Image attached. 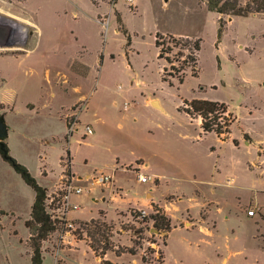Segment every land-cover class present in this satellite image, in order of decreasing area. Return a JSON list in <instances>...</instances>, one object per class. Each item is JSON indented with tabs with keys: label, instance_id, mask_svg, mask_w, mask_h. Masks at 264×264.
Wrapping results in <instances>:
<instances>
[{
	"label": "rangeland",
	"instance_id": "rangeland-1",
	"mask_svg": "<svg viewBox=\"0 0 264 264\" xmlns=\"http://www.w3.org/2000/svg\"><path fill=\"white\" fill-rule=\"evenodd\" d=\"M0 23L14 26L12 46L0 49L3 143L47 195L74 171L80 213L104 211L106 223L128 231L107 252L121 257L98 264H134L131 249L139 264H161L165 243V264H264V16H218L206 0H0ZM185 38L201 39L197 77L183 69ZM193 99L225 103L231 133L203 134L183 112ZM100 174L112 184L93 182ZM150 187L182 219L167 241L133 219ZM33 200L0 155V264H30ZM58 235L42 242L43 264H53ZM83 252L58 264H93Z\"/></svg>",
	"mask_w": 264,
	"mask_h": 264
},
{
	"label": "trees",
	"instance_id": "trees-1",
	"mask_svg": "<svg viewBox=\"0 0 264 264\" xmlns=\"http://www.w3.org/2000/svg\"><path fill=\"white\" fill-rule=\"evenodd\" d=\"M207 10L214 12L218 16H239L247 17L250 15H262L264 16V0H206ZM120 22V19L117 18ZM217 30V39L219 40L224 29L225 22L219 18ZM126 37L127 46L130 45V36L127 30L122 31ZM160 37L159 33L155 35V48L158 50ZM181 46L184 51L187 52L186 64L184 67L191 69V76H198V52L201 47V39L189 40L185 38L181 40ZM161 56V52L158 51V57ZM102 57H100V62ZM165 72V69H163ZM161 80L168 82L164 75ZM179 84L184 80L183 76L177 78ZM169 83V82H168ZM171 85V83H169ZM228 106L225 103L217 101H210L205 99H193L188 103L186 109L183 112L190 118L197 117L200 119V129L203 134L214 133L218 138L226 136L231 133L230 127L235 122V117L228 112ZM226 116V117H225ZM3 149L7 151V156L2 157V151L0 149L1 157L12 167L14 172L20 176L22 181L32 189L34 193V200L30 210V220L26 222V228L29 230V247L31 250L30 264H42L43 255L41 244L46 240L47 236L53 231H56V224L51 221L49 216L45 212V200L47 195L46 188L40 186L36 180L31 176L29 171L15 159L9 156V150L5 143H3ZM67 157H69V151H65ZM100 214L96 220H90L88 222L78 223L80 227L85 231V236L89 240V247L94 254L100 258L110 250H113V243L111 241L113 226L104 222ZM137 218V215H134ZM143 223L151 222L154 230L157 232H165L166 234L170 231V220L164 214V212L157 206H153V213L147 217L141 218ZM78 236L82 234L78 231ZM131 255H134V251L129 250ZM162 259V256H161ZM162 262V260H161Z\"/></svg>",
	"mask_w": 264,
	"mask_h": 264
},
{
	"label": "crops",
	"instance_id": "crops-1",
	"mask_svg": "<svg viewBox=\"0 0 264 264\" xmlns=\"http://www.w3.org/2000/svg\"><path fill=\"white\" fill-rule=\"evenodd\" d=\"M155 103L156 106L160 105L161 104L159 103V101L157 99H150L149 101V104L150 106H152V104ZM1 105H3V103L0 102ZM71 169L73 170L72 168V163H71ZM75 177L81 179V177L77 176L76 173L73 171V173ZM139 174L143 175L141 172H140V169H139ZM146 176V175H144ZM137 177H138V174H137ZM149 178V180L151 179L150 176H146ZM148 180V181H149ZM147 181V182H148ZM147 182H142V183H147ZM154 183L156 184L157 181L154 180ZM109 184H112V183H109ZM107 186V185H105ZM111 187H114L113 185H111ZM45 188V187H44ZM151 190H152V187L149 188V191L147 192V200L141 202L140 204L137 203L135 205H132L134 206V210H132L133 212H140V211H143L145 212V214L147 216H149L150 214L153 213V206H157L159 209H161L164 214L169 218L170 220V226H171V229L170 231L166 234L165 238H166V241L168 239V236L170 234V232L176 228L174 222H181V220L175 218L172 216V209L170 207L171 205V201L169 200H165L164 202H161V201H155L151 195ZM79 197V196H78ZM115 197V196H114ZM76 197L73 198V201L78 203L76 200H75ZM174 199V198H173ZM79 204V203H78ZM128 205H131V204H128ZM81 211V206H80V209L76 212H72L68 215V219L74 223H80V222H83V221H90L92 219H98L100 214L103 215V217H101V219L104 221V222H108V219L106 217V214L104 211H98L96 213V215L94 217L92 216H88V217H84L82 213H80ZM133 216L131 215V213H129L128 215V218L130 220V218H132ZM250 217H253V216H250ZM135 217H133L134 219ZM136 222V221H135ZM138 223V222H137ZM186 223V222H184ZM200 222L197 221V224H199ZM202 223V221H201ZM109 224V223H108ZM150 224L152 225V223L150 222ZM200 225V224H199ZM185 228V227H184ZM186 229V228H185ZM202 229V228H201ZM188 230V229H187ZM57 233V232H56ZM59 234V233H58ZM128 234V231H124L122 229L121 226H118V227H115L113 226V231H112V235L113 236H117V237H123V236H126ZM59 236V240L57 242V245L53 246V252H54V255L51 257V260L53 262V264H58V259L56 257H64L65 259H70L69 256H70V252H80L81 250H83L84 254L87 255L88 253H90L92 255V259H93V264H98L99 262H101V260H103L104 262H106V260H110L111 262H114L116 261L117 259H119L121 256L117 255L115 256V260H112L111 257L113 255H111L110 259H108V255L107 253L103 256V259L97 257L94 252L90 249L89 247V244H87L88 242V238L85 237L84 239H79V238H75V237H72V236H69V235H66V236H61V235H58ZM112 236V237H113ZM112 239V238H111ZM115 249H117V246L114 247ZM164 256H163V259H162V262L161 264H165L166 262V243L164 245ZM123 256V255H122ZM132 258L134 257V259L132 260V263L134 264H139L140 263V260L139 259H135V257H137L138 255L134 254V255H131ZM44 255H43V262L42 264L44 263ZM225 261V260H223ZM91 262V263H92Z\"/></svg>",
	"mask_w": 264,
	"mask_h": 264
},
{
	"label": "built area",
	"instance_id": "built-area-1",
	"mask_svg": "<svg viewBox=\"0 0 264 264\" xmlns=\"http://www.w3.org/2000/svg\"><path fill=\"white\" fill-rule=\"evenodd\" d=\"M129 5L134 4V0H125ZM75 123L70 125V132H73L77 128L74 127ZM92 129L90 126H85V135L91 134ZM138 180L140 182H147L149 180L148 177L138 174ZM75 181L78 182L79 178L74 177L73 175L69 177H64V181L59 186L57 191L52 192L49 195H46L45 200V212L53 221L56 226V232L61 236H72L78 238V231L82 233L83 229L80 227L78 223H74L68 219V215L72 212H76L80 209V204L73 201L74 197H78L83 193V189L75 184ZM93 182H98V184L105 186L106 184L111 183V177L98 175L92 178ZM253 211L249 210L247 212L248 216H253ZM137 219L141 220V218L147 217L145 212L140 211L136 213ZM150 234H154L156 236H163L166 234L165 232H157L153 228L150 229ZM135 235L138 233L135 232ZM151 246L153 248L158 247L156 243H152Z\"/></svg>",
	"mask_w": 264,
	"mask_h": 264
},
{
	"label": "water",
	"instance_id": "water-1",
	"mask_svg": "<svg viewBox=\"0 0 264 264\" xmlns=\"http://www.w3.org/2000/svg\"><path fill=\"white\" fill-rule=\"evenodd\" d=\"M14 34V26L9 23H0V49L10 48L12 46V37ZM152 105H156L153 103ZM7 138V126L0 115V149L2 151V157L7 156V151L3 149V141Z\"/></svg>",
	"mask_w": 264,
	"mask_h": 264
},
{
	"label": "bare ground",
	"instance_id": "bare-ground-1",
	"mask_svg": "<svg viewBox=\"0 0 264 264\" xmlns=\"http://www.w3.org/2000/svg\"><path fill=\"white\" fill-rule=\"evenodd\" d=\"M23 30V29H22ZM22 30L20 31V29H18V28H15V32L18 34V33H20V32H22Z\"/></svg>",
	"mask_w": 264,
	"mask_h": 264
}]
</instances>
